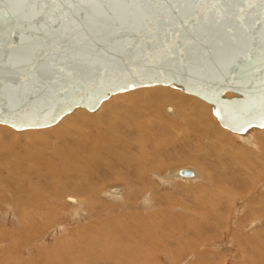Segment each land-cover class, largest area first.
Listing matches in <instances>:
<instances>
[{
    "label": "rangeland",
    "instance_id": "374dc122",
    "mask_svg": "<svg viewBox=\"0 0 264 264\" xmlns=\"http://www.w3.org/2000/svg\"><path fill=\"white\" fill-rule=\"evenodd\" d=\"M129 91L116 93V96ZM139 99H119L116 117L119 115V120L126 121L125 117L132 113L126 111V115L122 110L126 102L148 105L162 99L178 102L161 94H147ZM186 106L189 110H198L192 104ZM143 107L141 105L140 108ZM209 115L215 119L212 114ZM129 117L131 115L126 119ZM119 124L116 122V128L124 131V140H128L129 145L133 144L137 132L126 122ZM0 126L8 127L16 134L46 128L16 130L7 125ZM76 126L73 125L72 130ZM189 130L193 133L191 127ZM153 134L145 146L156 154L159 163L155 158L157 163H152V160L151 163L127 164L117 157L108 158V167L99 166L92 173L86 170V166L81 171L91 176L96 186H100L99 190L94 189V194H88L70 191L78 178L82 180L85 177L87 180L85 175L77 174L80 168L72 161L53 157L58 171L64 168L68 173L74 172V180L58 171L52 175L40 173L35 170L36 163L26 162L29 153L36 148L44 156L51 155L53 144H44V137L38 139L39 143L32 142L31 147L27 139L21 141V137L15 138L8 131L0 129V148L19 162L22 161L17 163L19 173L12 167L13 163H6L9 161L7 158H0V264H264V172L261 169L264 163L247 162L249 159L246 156L241 154L238 157L231 151V144H225L222 140V155L218 156L213 148H200L196 157L198 161L193 159L191 162V159L184 164L176 157L177 152L190 156L189 150L197 147L198 138L195 141L196 137L191 136L187 143L177 141L172 144L175 136H169L163 129L158 127ZM229 135H232L234 143L247 150L256 151L259 146L247 144L232 133ZM165 139L171 141L158 147ZM155 140H158L157 145ZM259 148L263 149L261 146ZM133 150L139 153V148L133 147ZM136 165L142 175L139 179L135 175ZM187 166L197 169L200 176L195 179L168 176L171 169L172 174L174 169ZM121 177L126 180L124 184L128 182L130 186L134 185L131 187L136 186L134 192L131 189L126 193V198H119L116 192L105 194V186H120L124 191ZM202 177L205 180L201 181ZM201 182L204 184L202 187L198 185ZM18 183L28 191L19 192ZM26 184L30 187H26ZM68 194L77 197L84 203L83 206L68 201ZM31 199H34L33 203ZM38 200L43 201L42 204ZM248 202L251 207L247 206Z\"/></svg>",
    "mask_w": 264,
    "mask_h": 264
},
{
    "label": "water",
    "instance_id": "95a60500",
    "mask_svg": "<svg viewBox=\"0 0 264 264\" xmlns=\"http://www.w3.org/2000/svg\"><path fill=\"white\" fill-rule=\"evenodd\" d=\"M87 7L91 15L74 21L73 41L67 18L79 7L0 0V123L43 127L76 106L94 109L111 93L165 84L211 102L233 131L264 127V0H94Z\"/></svg>",
    "mask_w": 264,
    "mask_h": 264
},
{
    "label": "bare ground",
    "instance_id": "6f19581e",
    "mask_svg": "<svg viewBox=\"0 0 264 264\" xmlns=\"http://www.w3.org/2000/svg\"><path fill=\"white\" fill-rule=\"evenodd\" d=\"M150 74L152 76L155 73L153 72ZM150 74H148V75H150ZM161 85H163V86H161ZM149 86H152V87L151 88H143V87H149ZM153 86H155V87H153ZM166 86H168L169 88ZM140 87H142V88L138 89V90H132V89H136V88H140ZM129 90H132V91H129ZM125 91H129V92H126L122 95L118 94V96H116V93H122ZM183 92L190 94L191 96L184 94ZM147 94H154V95L161 94L164 96L168 95V97L170 96L178 102H175V101L169 100V99H162V100H158L155 104L150 105L151 104L150 103L149 104L150 106L148 104H141V103H136V102H126L124 105H122V106H124V109H122V110H124V113H126V111L132 112L131 114H128V115H131V118L129 117L126 119V117L128 116L127 113H126L127 116L125 117L126 121H123L124 119L119 120L118 119L119 115L116 117V115L119 112V111H116V109L119 107V105H118L119 99L124 98L125 101H130V100H134L137 98L138 99L143 98V96L147 95ZM225 95L233 96V95H238V94L231 92V91H228ZM148 97L150 98L151 96L149 95ZM195 97L198 99H196ZM139 100H141L142 102L144 101L142 99H139ZM200 100L206 102V104L208 103L211 106L206 105L204 102H202ZM191 104L193 105L192 107H195L198 110H194L191 108L189 110V108L186 105H191ZM141 105L144 106L143 107L144 109L140 108ZM131 107H134V108H131ZM212 107H213V104L211 102H209L208 100L203 99L200 96H197L195 94L184 91L181 87L178 89V88H174V87H171V86L165 85V84L144 85V86H138V87H134L131 89H126L123 91L111 93L103 101H101L94 109H87L86 107L76 106L73 109H71L69 112L62 115L55 123L43 126V127H46L43 130L42 129L38 130V131L26 130V131L21 132L20 134H16L15 132H13L12 130H10L8 127H5V126H0V129L8 131L15 138L21 137V141L27 139L30 142L29 144H31V147H33L32 142L35 143L38 141L39 138H42V137H44V138H42L43 142H45L44 144L52 143L53 146H52V150L50 152L51 155L49 154L50 156H44L43 155L44 153L40 152V150H38L36 148L37 147V145H36V147L34 146L36 148L35 150H33V151L30 150V151H32L31 153H29V151H28L29 156L27 155L28 159L26 160V162L32 163V164L36 163L37 167H36V169L34 168L36 171H39L40 173H43V174H48V175L51 174L52 175V174H54V172L58 171L57 166L55 164L56 162L53 159V157L54 158L61 157V158H63V160L65 159L66 161H72L73 163L78 165V168H80V170H79L80 172L77 174H83L87 177V180L85 177H84L85 179L82 178V180L80 178H78V181L75 182L73 189L70 190V191L73 190L75 192H80V193L81 192H84V193L87 192L88 194L89 193L94 194L96 192V190L100 189L99 185L96 186L94 184L95 182L91 179V176H88L87 173H83L81 171V169H85L84 167H86V166H87L86 170H89L92 173V171H94L99 166L108 167L107 163L110 162V161H107L108 158H117V157L119 159H121L122 162L127 163V164L128 163H151L152 160H153L152 163H157L156 162L157 158L155 156L156 154L154 155L151 153L152 151L151 152L148 151L149 149L147 150L145 144L148 143V141H150V135H152L153 132L158 127L163 129L164 132L166 131V133H169V136H171V135L175 136V138H174L175 141H173L172 144H176L177 141L179 143H187V142H189V139L191 136L196 137L195 141H197V138H198L197 147L189 150V152H191L190 156H188V155L185 156V155H183L184 153L181 155L177 152L176 157L179 160L181 159L180 160V161H182L181 163H184V164H185V162L188 163L191 161V159H192L191 162H193V159H196V157L198 156L200 148H206V149L207 148H213L216 150V151L214 150L215 153L218 154V156H219L221 154L220 144H221L222 140H223V142H225V144H228V145L231 144L230 147H233L231 149V151L235 152L238 157H241V154H242V156H246L247 159H249V161L246 160L247 162H249V163H264V155H263V153H264V127L262 128V127L254 126L255 128L251 127L250 129H248L244 133L233 131L231 128H228L225 125H222L221 120H219L216 117V115H214V113L212 112ZM83 109H85V110H83ZM120 112H121V110H120ZM209 113L215 117L216 120L213 118L212 119L217 124L218 128L215 126L213 120L210 118ZM142 119H144V120H142ZM116 122H118V124H119V122H124V123L126 122L128 124V127L130 126L131 129L133 128L134 131L137 132V135L135 137H133L134 139H136L135 141H133L134 142L133 144L129 145L128 144L129 141L124 140V131H122L123 132L122 133L118 130V128H116ZM2 124L7 125L4 123H0V125H2ZM73 125L74 126L77 125L75 130H72ZM7 126L11 127L10 125H7ZM43 127H33V128L38 129V128H43ZM190 127H191L193 133L190 132V130H189ZM13 129H15V128H13ZM25 129H31V128H25ZM25 129H21V130H25ZM178 129H179V132L177 131ZM16 130H18V129H16ZM121 130H123V129H121ZM129 131H131V130L129 129ZM248 132H251V134H249ZM229 133H232L233 135L238 136L241 141H243V142L245 141V143H247V144L250 143L254 147L259 145L263 149H260L258 146V148H256V151L247 150L244 147H241L240 144L234 143L231 140L232 135H229ZM23 135H25V137H23ZM161 137H163V136H161ZM42 139H40V140H42ZM12 141L15 142L14 140H12ZM167 141L168 140H166L164 142L161 141L158 144V140H157L155 143H156V145L158 144L157 146L159 147V145L165 146L164 143ZM170 141L171 140H169L168 142H170ZM37 143H39V142H37ZM15 144H17V142H15ZM27 144H28V142H27ZM168 144L169 143H167L166 145H168ZM133 147L139 148V153L134 151ZM28 148H30V146H28ZM40 148H41V146H40ZM164 148L165 147H163V149ZM153 152L155 153L156 151H153ZM225 152H226V150H225ZM225 152H223V153H225ZM12 156H11V154L7 153L6 150H3V148H0V158L1 157L7 158L9 161H7L6 163H9V164L13 163L14 166H12V165L11 166L15 167V169H17V171L19 172V170L17 168L18 167L17 163H21L22 161L19 162L18 159H16L15 157H12ZM246 157H244V158H246ZM157 160L159 163V159H157ZM160 163H161V161H160ZM138 166H139V164H138ZM138 166L136 165L137 170L135 172L137 174H135V175H137V178L139 179V178H141L140 176H142V175H141L140 171H138ZM8 167H10V165ZM122 167H123V165H122ZM13 169L14 168H12V170ZM261 169L264 172V167ZM171 170H170V172H171ZM200 171H202L201 168H200ZM170 172H169L168 176L169 177H176V178L177 177L178 178L185 177V178L195 179L199 175L197 173L198 170L197 169L193 170V168H190V166H187L184 168H176L172 171V174ZM186 172H188L189 174H186ZM19 173H21V172H19ZM58 173H60L62 175L67 174L68 176L72 177L73 180L75 179V173L74 172L68 173L65 171L64 168H61L58 171ZM125 175H128V173ZM205 175H207V174H205ZM137 178H136V180H137ZM203 180H205L204 177H202L201 181H203ZM252 180H250V181H252ZM26 182L24 181V183H26ZM121 182H122V184H124V183H126V180L123 179ZM5 185H6V183H5ZM26 185H28L26 187H30L29 184H26ZM116 185H118V184H116ZM124 185H125L124 191H123L122 187H120V186L115 187V188H111L112 187L111 186V187H109L110 189L108 188V186H105L104 187V189H105L104 193L109 194V193L116 192V195L119 194V198H122V197L126 198L125 197L126 193L127 192L129 193L131 191V189L134 192L133 189L136 186L131 187L134 185L130 186V184H128V182H127V185H129V186H127L126 184H124ZM198 185H200V187H202L204 184L201 182ZM212 186H213V184H212ZM17 188H18V191L19 192L21 191L22 193L28 191V190L22 189L23 184H21V183H18ZM35 188H37V187L35 186ZM106 188H108L109 190ZM94 189H96V190H94ZM101 189H102V186H101ZM120 190L123 191L122 194L119 193ZM68 195H69V197H67L68 201L72 202V204H77L78 206H83L84 203H82L77 197H75L74 195H71V194H68ZM16 196H18V195H16ZM37 198H34L35 201H37L36 200ZM34 199H31V200H33L32 203L34 202ZM40 202L41 201H39V203ZM42 202H41V204H42ZM6 203H8V202H6ZM248 203L249 204L247 206L249 207L250 202H248ZM44 205H46V204H44ZM250 207H251V205H250ZM89 226H90V223H89Z\"/></svg>",
    "mask_w": 264,
    "mask_h": 264
},
{
    "label": "snow or ice",
    "instance_id": "6c2138e0",
    "mask_svg": "<svg viewBox=\"0 0 264 264\" xmlns=\"http://www.w3.org/2000/svg\"><path fill=\"white\" fill-rule=\"evenodd\" d=\"M52 2L59 4L61 10L68 9L74 10L75 8L79 7V12L72 11L71 17H68V25L70 26V34L73 41L77 40V37L80 35L79 29L76 28L74 21H83L87 22L91 13L88 10V5L94 2V0H52ZM82 6V7H80ZM63 14V13H62ZM52 22V21H50ZM167 24V22H165ZM167 31V28H165ZM59 71H63V69H59ZM264 126V125H261Z\"/></svg>",
    "mask_w": 264,
    "mask_h": 264
}]
</instances>
